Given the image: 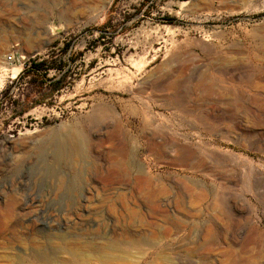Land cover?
<instances>
[{"label": "rangeland", "instance_id": "obj_1", "mask_svg": "<svg viewBox=\"0 0 264 264\" xmlns=\"http://www.w3.org/2000/svg\"><path fill=\"white\" fill-rule=\"evenodd\" d=\"M0 223V264H264V0H0Z\"/></svg>", "mask_w": 264, "mask_h": 264}, {"label": "trees", "instance_id": "obj_2", "mask_svg": "<svg viewBox=\"0 0 264 264\" xmlns=\"http://www.w3.org/2000/svg\"><path fill=\"white\" fill-rule=\"evenodd\" d=\"M51 69H56V68L51 66L49 60L44 58L31 59L29 60V62H27L24 65L23 71L19 74V76L15 80V82H20L26 77H31L34 82V86L39 93L41 92L42 89H44L45 92H47V93L44 92V94L38 100H36L33 103V105H40L45 100L53 97L55 93L61 90L63 83L65 81V76H62L58 79H49L48 76ZM39 80L41 81L38 84H36V82ZM15 82H13V84ZM25 112H27L26 108H24L21 113L24 114Z\"/></svg>", "mask_w": 264, "mask_h": 264}, {"label": "bare ground", "instance_id": "obj_3", "mask_svg": "<svg viewBox=\"0 0 264 264\" xmlns=\"http://www.w3.org/2000/svg\"><path fill=\"white\" fill-rule=\"evenodd\" d=\"M20 69H21V66H16V73H19V71H20ZM202 81V80H201ZM153 143V142H152ZM161 147V146H160ZM157 148V147H156ZM76 151H77V149H76ZM1 224V223H0ZM27 226H28V224H27ZM11 230V229H10ZM5 233V232H4ZM10 233V232H9ZM20 238V237H19ZM78 238V237H77ZM46 239V238H45ZM49 249V248H48ZM43 254V253H42ZM11 255V254H10ZM39 256V255H38ZM13 261V260H12ZM228 261V260H227Z\"/></svg>", "mask_w": 264, "mask_h": 264}, {"label": "built area", "instance_id": "obj_4", "mask_svg": "<svg viewBox=\"0 0 264 264\" xmlns=\"http://www.w3.org/2000/svg\"><path fill=\"white\" fill-rule=\"evenodd\" d=\"M8 60H9L10 62H12V61H14V60H15V57H14V56H12V55H9V56H8Z\"/></svg>", "mask_w": 264, "mask_h": 264}]
</instances>
